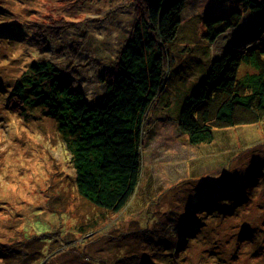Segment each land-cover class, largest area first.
I'll return each instance as SVG.
<instances>
[{"label": "rangeland", "instance_id": "374dc122", "mask_svg": "<svg viewBox=\"0 0 264 264\" xmlns=\"http://www.w3.org/2000/svg\"><path fill=\"white\" fill-rule=\"evenodd\" d=\"M139 3L0 0V243L26 247L44 236L27 252L41 255L33 264H264V119L216 129L197 144L178 121L210 62L262 11L235 0H185L180 31L165 47V86L143 124L139 184L117 213L78 193L54 118L39 106L21 109L11 94L32 61L48 60L90 103L100 100L101 75L114 72L144 11ZM235 9L239 24L209 40L208 17ZM247 72L252 67L242 64L240 76Z\"/></svg>", "mask_w": 264, "mask_h": 264}, {"label": "trees", "instance_id": "16d2710c", "mask_svg": "<svg viewBox=\"0 0 264 264\" xmlns=\"http://www.w3.org/2000/svg\"><path fill=\"white\" fill-rule=\"evenodd\" d=\"M235 1L262 14L222 56L210 62L202 81L183 99L178 121L193 144L212 140L216 129L264 119V0ZM140 3L144 11L114 64V72L107 70L101 75L107 91L100 100L90 103L81 89L71 85L63 69L48 60L32 61L11 93L21 109L39 106L54 118L71 154L78 193L93 206L113 213L127 205L139 184L143 124L165 86V47L180 31L185 0ZM239 10L209 16L208 39L215 41L237 26ZM242 64L253 72L240 76ZM204 204L211 211L215 203L208 200ZM43 237L27 239L26 247L18 246L22 241L0 243V259L7 264H33L41 255L31 257L27 252L38 250L31 242L44 243Z\"/></svg>", "mask_w": 264, "mask_h": 264}]
</instances>
